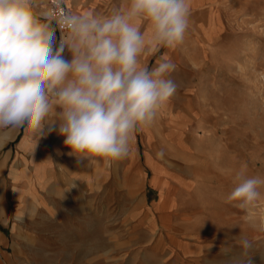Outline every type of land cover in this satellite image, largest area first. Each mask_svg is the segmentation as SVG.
Returning a JSON list of instances; mask_svg holds the SVG:
<instances>
[{"label":"clouds","instance_id":"9594fccd","mask_svg":"<svg viewBox=\"0 0 264 264\" xmlns=\"http://www.w3.org/2000/svg\"><path fill=\"white\" fill-rule=\"evenodd\" d=\"M189 17V0H130L104 16L72 12L64 0H0V129L55 131L68 155L88 165L126 158L134 135L154 124L178 87L170 58L151 67L141 58L182 44ZM234 181L226 202L251 218L264 178L244 164ZM236 244L220 249L221 264H253L254 242L241 236Z\"/></svg>","mask_w":264,"mask_h":264},{"label":"crops","instance_id":"0c3cea01","mask_svg":"<svg viewBox=\"0 0 264 264\" xmlns=\"http://www.w3.org/2000/svg\"><path fill=\"white\" fill-rule=\"evenodd\" d=\"M48 1L38 3L43 6ZM129 2L64 0L72 12L102 16ZM189 3L190 16L205 6ZM141 26L150 35L147 23L141 22ZM189 29L182 44L158 52L149 48L141 62L148 67L160 57L170 58L174 64L182 62L181 49L191 46ZM56 36L59 40L58 31ZM64 55L71 58L67 50ZM186 90L178 86L176 93ZM175 112L169 102L152 126L134 135L128 156L113 161L111 166L103 162L88 165L87 160L78 161L68 155L70 149L64 146V137L55 131L38 137L24 128L0 129V146H5L0 155V224L25 223L38 209L44 219L57 226L54 232L44 231L45 239L54 234L57 240L52 248L45 242L38 245L35 258L23 247L14 254L15 263L211 264L200 257L213 249L210 245L217 236L215 218L195 216L203 207L198 202L184 205L173 194L174 203L168 200L160 208L152 203L158 201L152 176L165 178L171 193L183 185L179 175L171 173L164 157L158 155L165 153L161 149L168 143L176 145L177 153L182 152L179 145L188 130V119L176 120ZM148 189L157 190L151 203L142 195ZM63 193L65 198L61 200ZM8 205L13 206L14 217L7 214ZM43 254L55 256L54 261L42 259Z\"/></svg>","mask_w":264,"mask_h":264},{"label":"rangeland","instance_id":"374dc122","mask_svg":"<svg viewBox=\"0 0 264 264\" xmlns=\"http://www.w3.org/2000/svg\"><path fill=\"white\" fill-rule=\"evenodd\" d=\"M190 2L205 6L191 14V46L181 49L182 62L171 73L177 86L187 92L175 93L170 100L175 119H188L189 126L181 137V153L176 152L175 144L161 149L165 152L162 159L183 185L171 193L165 178L152 176L151 182L158 188V201L152 203L159 208L168 200L174 203L173 194L184 205L198 202L203 208L195 216L215 218L213 249L200 260L221 264L220 249L238 250L236 243L243 236L257 248L253 264H264V186L251 218L226 202L242 165H247L248 175L264 178V0ZM4 151L3 144L0 155ZM1 174L0 170V179ZM144 194L151 203L157 190L148 189ZM8 206L7 214L14 217L13 206ZM56 228L38 209L25 223L0 224V264H16L13 256L23 247L35 258L38 245L45 242L52 248L57 240L54 234L45 239L44 231ZM54 258L42 255L50 263Z\"/></svg>","mask_w":264,"mask_h":264},{"label":"built area","instance_id":"2783aa9c","mask_svg":"<svg viewBox=\"0 0 264 264\" xmlns=\"http://www.w3.org/2000/svg\"><path fill=\"white\" fill-rule=\"evenodd\" d=\"M51 2H52V0H49L47 4H49ZM64 8H67L68 10H70L65 3H64ZM61 12H63V9H61ZM58 33H59V37H60L61 34L59 31H58Z\"/></svg>","mask_w":264,"mask_h":264}]
</instances>
